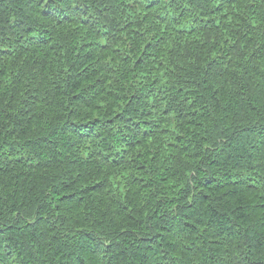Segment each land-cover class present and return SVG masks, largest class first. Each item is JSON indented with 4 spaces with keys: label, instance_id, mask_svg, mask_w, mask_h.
<instances>
[{
    "label": "trees",
    "instance_id": "16d2710c",
    "mask_svg": "<svg viewBox=\"0 0 264 264\" xmlns=\"http://www.w3.org/2000/svg\"><path fill=\"white\" fill-rule=\"evenodd\" d=\"M0 264H264V0H0Z\"/></svg>",
    "mask_w": 264,
    "mask_h": 264
}]
</instances>
